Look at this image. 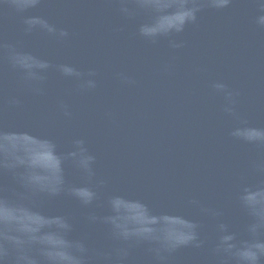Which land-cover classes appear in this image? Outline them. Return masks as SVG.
Instances as JSON below:
<instances>
[{"label":"water","instance_id":"water-1","mask_svg":"<svg viewBox=\"0 0 264 264\" xmlns=\"http://www.w3.org/2000/svg\"><path fill=\"white\" fill-rule=\"evenodd\" d=\"M192 3L169 0L155 11L135 0H42L23 15L0 6V165L23 161L16 172L43 186L54 187L61 175L65 181L59 196L17 200L14 173L0 168V186L14 202L4 210L44 232L53 248L59 238L50 218L64 217L72 226L67 238L88 249L85 264H232L215 251L216 225L227 223L237 244L250 239L252 218L239 197L264 187V145L242 136L264 131V10L257 0H231L225 8L195 0L196 20L186 22ZM27 16L69 36L25 32ZM143 26L171 32L146 38ZM7 46L47 62L48 69L36 70L42 80H26ZM60 65L83 75L64 76ZM88 79L94 88L84 86ZM217 83L234 94L231 114ZM78 140L94 157L91 177L68 155ZM71 186L90 188L95 199L82 205L68 195ZM112 219L161 238L192 220L203 244L158 257L154 241L118 239ZM121 248L128 252L123 260Z\"/></svg>","mask_w":264,"mask_h":264},{"label":"clouds","instance_id":"clouds-1","mask_svg":"<svg viewBox=\"0 0 264 264\" xmlns=\"http://www.w3.org/2000/svg\"><path fill=\"white\" fill-rule=\"evenodd\" d=\"M136 5L140 8L160 11L168 7L169 0H135ZM42 0H0V6L11 8L16 14L23 15L31 9L39 7ZM231 3V0H213V6L216 8H225ZM261 10H264V0H257ZM186 5L183 3V8ZM121 11L128 14V8L122 6ZM199 6L193 0L191 7L183 11L186 22H195L196 13ZM25 32H32L34 29H40L57 39H65L69 36L66 30L58 29L56 25L49 23L39 16H27L24 18ZM258 23L264 26V16H260ZM173 31L180 32L182 28ZM169 32H160L157 28L143 26L140 28V34L146 38H154L158 35H167ZM172 47H180L179 44L171 42ZM8 60L14 68L20 69L25 73V79L28 81L42 80L37 76L36 70H46L49 68L47 62L41 61L36 57L28 54H21L11 46H7ZM68 65H60L59 71L64 76H75L80 78L83 73L71 68ZM89 77L95 75L94 72L87 74ZM87 88H94L95 81L88 79L84 85ZM214 88L218 92H223L227 100L225 111L233 112L232 104L233 93L229 91L223 83H217ZM16 101H13L15 103ZM235 135V134H234ZM247 143L264 145V131L251 129V131L242 136ZM78 149L76 152L69 153V157L77 160V166L82 169L89 177L93 175L91 164L94 157L87 155L84 142L78 140L75 142ZM78 158V159H77ZM23 161L8 160L0 168L14 173L18 191L15 192L17 200L25 198L26 193H43L49 196H59L64 189V178L61 175L58 183L54 187L43 186L35 183L27 173H17L16 169L23 167ZM264 170V166H261ZM68 195L78 200L82 205H90L95 199V192L88 187L71 186L67 189ZM87 193V198L82 195ZM242 206L247 210L248 215L252 218V223L247 226V232L250 239L236 243V235L229 230L227 223L221 222L216 225L219 233L218 242L215 251L227 257L232 264H262L264 262V239L260 234L264 232V187L256 190L245 188L239 197ZM193 203H196L193 201ZM14 204L9 197L8 189L0 186V264H85L88 256V249L83 242L72 241L68 239V234L72 231V226L61 216L50 218V229L56 227V235L59 238L57 248H53L44 232H38L35 229L26 227L22 220L15 214L6 212L5 205ZM210 212V210H205ZM218 216L219 213H210ZM93 222L97 219L95 215L89 217ZM184 227L178 232L169 233L163 238L155 236L149 229L138 231H129L122 225L118 224L115 219L110 223L113 225L114 235L125 242L135 239L137 241H154L159 247L154 251L159 257L160 253H172L183 247L200 248L203 241L199 237V225L192 220H183ZM128 255L127 249L118 250V258L123 260ZM107 259V257H105Z\"/></svg>","mask_w":264,"mask_h":264}]
</instances>
